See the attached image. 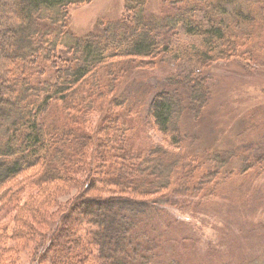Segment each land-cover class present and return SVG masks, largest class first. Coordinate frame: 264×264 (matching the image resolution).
<instances>
[{"label": "trees", "instance_id": "trees-1", "mask_svg": "<svg viewBox=\"0 0 264 264\" xmlns=\"http://www.w3.org/2000/svg\"><path fill=\"white\" fill-rule=\"evenodd\" d=\"M90 1L0 0V264L27 246L29 264L190 263L172 226L262 167V156L235 168L232 151L191 152L183 127L210 102L211 66H250L232 29L254 20L235 0H164L159 13L126 0L120 18L76 36L70 7ZM170 62L184 71L167 85L124 91L132 73ZM150 127L165 143L140 139Z\"/></svg>", "mask_w": 264, "mask_h": 264}, {"label": "rangeland", "instance_id": "rangeland-1", "mask_svg": "<svg viewBox=\"0 0 264 264\" xmlns=\"http://www.w3.org/2000/svg\"><path fill=\"white\" fill-rule=\"evenodd\" d=\"M163 2L148 0L146 11L159 13L166 9ZM125 3L126 0H91L71 6L70 29L76 36L97 32L100 22L114 21L123 15ZM234 3L254 20L242 21L241 27L232 29L243 47L239 54L244 59L252 58L248 60L250 66L246 67L245 61L238 58L211 66L210 102L198 121L184 117L183 127L188 134L186 146L191 152L201 154L213 148L232 151L235 159L231 165L238 168L247 156L253 160L264 158V0ZM204 10L202 14L210 13L208 8ZM224 14L230 23L234 20ZM233 22L231 27L239 23ZM171 40L200 42L199 38L184 33H172ZM171 62L132 73L124 91L132 96L137 92L151 95L167 85L166 79L172 72L183 70ZM140 139L165 143L161 134L151 127L148 136L143 133ZM217 187L220 195L203 205L195 203L194 210L183 217L184 221L172 226L170 238L182 244L185 259L190 262L187 264H264V159L260 169L232 176ZM19 255V264H29L30 247L23 248Z\"/></svg>", "mask_w": 264, "mask_h": 264}]
</instances>
